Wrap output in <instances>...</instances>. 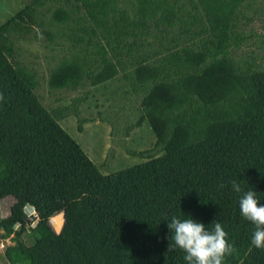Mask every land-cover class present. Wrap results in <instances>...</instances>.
I'll return each mask as SVG.
<instances>
[{"label":"trees","instance_id":"trees-1","mask_svg":"<svg viewBox=\"0 0 264 264\" xmlns=\"http://www.w3.org/2000/svg\"><path fill=\"white\" fill-rule=\"evenodd\" d=\"M246 1L28 0L0 24V202L12 199L0 238L11 240L9 264H187L181 250L168 251L173 216L220 222L236 248L225 264H264L231 187L255 190L264 204V67L231 55L246 36ZM35 26L73 48L48 86L95 87L121 73L141 93L134 125L149 124L159 153L141 150V162L100 172L36 95L35 71L14 58V34Z\"/></svg>","mask_w":264,"mask_h":264},{"label":"rangeland","instance_id":"rangeland-1","mask_svg":"<svg viewBox=\"0 0 264 264\" xmlns=\"http://www.w3.org/2000/svg\"><path fill=\"white\" fill-rule=\"evenodd\" d=\"M27 1L0 0V24ZM47 6L52 7V3L42 7L43 20L50 15L46 12ZM243 9L246 19L242 26L246 36L231 55L239 62L253 56L257 66L264 67V0L246 1ZM45 28L56 29L54 26ZM14 48L15 60L35 71L36 95L48 110L57 112L59 124L80 144L101 173H112L141 162L145 158L138 154L141 150H148L151 155L160 152L159 147L152 149L155 135L149 124L144 121L134 125L139 115L141 93L133 92L121 73L105 85L94 87L85 80L82 87L73 90L52 89L47 83L49 71L61 58L69 55L73 49L71 41L59 36L54 41L49 40L41 28L35 26L29 33L14 34ZM11 200L7 198L0 202V216L6 214ZM27 214L32 213L27 211ZM51 222L58 232L62 224L58 226L53 218ZM30 227H36V220ZM23 237L26 243L32 242L31 233ZM7 244H11L9 238H0V264H9L3 256Z\"/></svg>","mask_w":264,"mask_h":264},{"label":"clouds","instance_id":"clouds-1","mask_svg":"<svg viewBox=\"0 0 264 264\" xmlns=\"http://www.w3.org/2000/svg\"><path fill=\"white\" fill-rule=\"evenodd\" d=\"M3 100V93H0V101ZM219 187L224 188L225 185ZM231 187L240 194L241 216L255 226L251 243L258 249H264V204H260L255 190H244L235 180L231 182ZM166 221L171 231L168 251L181 250L187 264H225L226 258L236 252L235 246L228 240V233L218 221L212 228L191 216L183 220L173 216Z\"/></svg>","mask_w":264,"mask_h":264},{"label":"crops","instance_id":"crops-1","mask_svg":"<svg viewBox=\"0 0 264 264\" xmlns=\"http://www.w3.org/2000/svg\"><path fill=\"white\" fill-rule=\"evenodd\" d=\"M176 41H178V40H173V43H176ZM179 42V45L177 46L178 47V49L180 48V46H181V43H180V41H178ZM104 91V90H103ZM12 202V200L8 203L9 205H10V203ZM8 205V206H9ZM29 207V208H28ZM27 208V211H29V212H32L34 209L31 207V206H27L26 207ZM5 213H7V212H5ZM52 218V217H51ZM62 219H63V215H62Z\"/></svg>","mask_w":264,"mask_h":264},{"label":"built area","instance_id":"built-area-1","mask_svg":"<svg viewBox=\"0 0 264 264\" xmlns=\"http://www.w3.org/2000/svg\"><path fill=\"white\" fill-rule=\"evenodd\" d=\"M32 213H34V214H35L34 210L32 211Z\"/></svg>","mask_w":264,"mask_h":264}]
</instances>
